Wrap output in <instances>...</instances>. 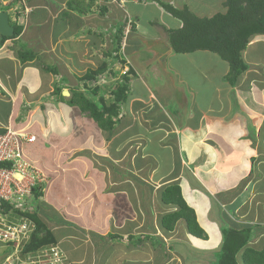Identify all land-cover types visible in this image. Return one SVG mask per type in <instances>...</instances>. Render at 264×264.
<instances>
[{"label":"crops","instance_id":"crops-1","mask_svg":"<svg viewBox=\"0 0 264 264\" xmlns=\"http://www.w3.org/2000/svg\"><path fill=\"white\" fill-rule=\"evenodd\" d=\"M224 1L0 4L20 28L0 45V128L36 136L25 153L49 183L35 216L45 227L40 235L48 231V244L62 251L58 264H215L224 228L248 227L245 247L263 246L264 34L250 39L242 53L247 68L231 83L216 53L173 50L168 32L182 20L160 4L202 18L224 13ZM216 2L221 11H211ZM128 18L117 62L109 56ZM91 71L107 83L94 87L85 79ZM112 78L125 80L127 92L104 129L83 105L112 103ZM175 183L205 238L182 220L172 230L161 225L176 208L162 192Z\"/></svg>","mask_w":264,"mask_h":264},{"label":"trees","instance_id":"trees-1","mask_svg":"<svg viewBox=\"0 0 264 264\" xmlns=\"http://www.w3.org/2000/svg\"><path fill=\"white\" fill-rule=\"evenodd\" d=\"M160 4L171 14L182 20V27L178 30L169 31L168 41L175 52H192L196 50H208L216 53L224 59L229 65L227 79L234 83L237 77L243 73L247 65L245 64L242 53L247 47L250 39L256 34H264V0H225L226 11L224 13H215L211 17H197L191 13L186 6L182 9H176L170 4ZM121 29H119L120 31ZM20 32L19 26L13 25V35ZM121 31L117 35V45L115 53L119 49L118 42L121 40ZM0 35V45L7 38ZM25 51V50H24ZM33 54L28 58L20 56L21 61L31 60ZM100 72V71H98ZM98 72L91 71L86 74V80L94 79ZM114 74V73H113ZM118 83L107 92L112 96V103L99 106L84 100L85 108L90 111L91 117L95 119L101 128H107L112 125V116L117 115L118 104L125 100L127 92V83ZM83 101V102H84ZM5 129L0 128V133ZM42 194L40 185L35 186L31 195L27 198V204L32 212L27 213L35 222L36 229L31 235V239L26 246L28 250H34L40 246L48 244L49 234L40 235V231L45 229L35 216V211L39 204V197ZM162 201L165 204L175 205L172 212H168L161 217V225L172 230L177 221L182 220L188 229V232L198 238H205L206 234L199 225L195 212L182 197L180 186L171 184L163 189ZM250 235L248 227L241 229L224 228L222 230V241L216 252L215 264H239L237 253L243 248V264H264V244L260 249L245 247Z\"/></svg>","mask_w":264,"mask_h":264},{"label":"built area","instance_id":"built-area-1","mask_svg":"<svg viewBox=\"0 0 264 264\" xmlns=\"http://www.w3.org/2000/svg\"><path fill=\"white\" fill-rule=\"evenodd\" d=\"M21 1L25 4L24 0ZM112 1L120 6L125 2V0ZM2 2L4 0H0V4ZM23 11L28 13L30 8L23 6ZM130 27L131 20L128 18L120 41L122 48H119V52L122 58H124L123 46ZM117 52L109 57L110 59L117 57L119 62L120 56ZM127 72L126 67L120 74L124 76ZM97 78L92 80L94 87L107 83L104 77ZM117 80L118 78H112L109 90L116 86ZM5 128V131L0 134V246L3 247L4 252L0 264L61 263L63 254L55 244H46L34 250L26 249L36 229L35 222L27 215L32 211L27 204V198L31 195L33 188L38 185L44 193L48 187L49 178L39 164L25 153V145L35 141L36 136L24 129H14L10 126Z\"/></svg>","mask_w":264,"mask_h":264},{"label":"water","instance_id":"water-1","mask_svg":"<svg viewBox=\"0 0 264 264\" xmlns=\"http://www.w3.org/2000/svg\"><path fill=\"white\" fill-rule=\"evenodd\" d=\"M0 35L10 37L13 35V27L8 22V14L4 10H0ZM66 94V92H63Z\"/></svg>","mask_w":264,"mask_h":264},{"label":"rangeland","instance_id":"rangeland-1","mask_svg":"<svg viewBox=\"0 0 264 264\" xmlns=\"http://www.w3.org/2000/svg\"><path fill=\"white\" fill-rule=\"evenodd\" d=\"M218 4H219V3L216 2V3L214 4V8H212L211 11H215V10H217V11H221V9H222L221 6L216 7ZM222 6H223V5H222ZM0 10H4L3 7H1ZM208 13H209V12H208ZM213 14H215V13H213ZM213 14H212V15H213ZM212 15H210L209 17H211ZM9 18H11V14H9ZM117 54H118V56H122V54H120L119 51L117 52ZM114 59H115V58H114ZM121 69H122V68H121ZM117 70H119V68H117L116 71H117ZM128 70H129V68H128ZM121 71H122V70H119V74L121 73ZM127 74H128V72H127L126 74H124V76H126ZM120 76H123V75L120 74ZM97 86H98V85H97ZM97 86H96V87H97ZM98 87H100V86H98ZM105 93H106V91H104V94H105ZM104 96H106V95H104ZM104 96H103V97H104ZM92 97L95 98L93 95H92ZM104 98H105V97H104ZM106 99H107V100H106V103H107V101L109 102L108 98H106ZM98 102H99V100H98ZM0 247H1V246H0ZM2 248H3V247L0 248V262L2 261L3 256H4V252L2 251Z\"/></svg>","mask_w":264,"mask_h":264},{"label":"bare ground","instance_id":"bare-ground-1","mask_svg":"<svg viewBox=\"0 0 264 264\" xmlns=\"http://www.w3.org/2000/svg\"><path fill=\"white\" fill-rule=\"evenodd\" d=\"M5 129H6V128H5ZM4 131H5V130H4ZM4 131H3V132H4ZM3 132H1L0 134H2ZM31 212H32V211H31ZM35 213H36V211H35Z\"/></svg>","mask_w":264,"mask_h":264}]
</instances>
